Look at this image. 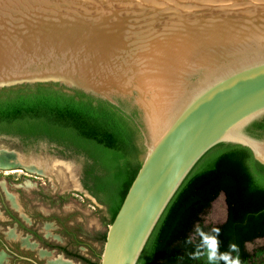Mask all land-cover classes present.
Here are the masks:
<instances>
[{"label":"water","instance_id":"1","mask_svg":"<svg viewBox=\"0 0 264 264\" xmlns=\"http://www.w3.org/2000/svg\"><path fill=\"white\" fill-rule=\"evenodd\" d=\"M37 84L133 119L144 154L99 264H136L206 152L239 145L264 166L248 130L264 118V0H0V90Z\"/></svg>","mask_w":264,"mask_h":264},{"label":"trees","instance_id":"2","mask_svg":"<svg viewBox=\"0 0 264 264\" xmlns=\"http://www.w3.org/2000/svg\"><path fill=\"white\" fill-rule=\"evenodd\" d=\"M248 130L260 136L264 118ZM137 134L133 119L120 108L79 91L43 84L0 90V136L25 144L45 140L82 155V184L106 206L110 223L141 164ZM219 146L226 148L203 167L198 161L180 184L136 264L264 263V245L252 251L246 246L264 239V185L256 179L264 177V166L245 147ZM220 193L225 219L204 224L203 215ZM65 254L97 264L81 254Z\"/></svg>","mask_w":264,"mask_h":264},{"label":"rangeland","instance_id":"3","mask_svg":"<svg viewBox=\"0 0 264 264\" xmlns=\"http://www.w3.org/2000/svg\"><path fill=\"white\" fill-rule=\"evenodd\" d=\"M225 148L210 149L201 157L198 167L207 165ZM1 149L14 150L23 160L38 164L46 162L47 166L26 165L31 170L20 164L11 166L19 163L20 158L15 153H0V166H5L0 168V234L5 244L23 253L30 251L31 257L40 264H57L55 260L59 255L74 264H85L67 256L56 246H65L99 264L110 215L106 206L80 183L83 156L45 140L25 144L10 136H0ZM143 154L144 150L138 153L139 161ZM256 179L264 185L263 176L258 175ZM217 206H220L219 210ZM225 216V199L220 194L203 215V221L214 225L222 222ZM262 245L264 239L246 246L252 251ZM16 264L28 263L19 261Z\"/></svg>","mask_w":264,"mask_h":264},{"label":"flooded vegetation","instance_id":"4","mask_svg":"<svg viewBox=\"0 0 264 264\" xmlns=\"http://www.w3.org/2000/svg\"><path fill=\"white\" fill-rule=\"evenodd\" d=\"M81 180H82V174L80 176V183H81L82 187L84 188ZM0 247H1L0 248V264H16V262H19V261H22V262L28 263V264H34L33 260L36 261L38 264H40L37 259L31 257L30 251H28L27 253H23L21 250L10 248L2 240L1 234H0ZM62 247H63V249H60L59 246H56V248L61 252L65 253V251H67V252H71L72 254H80L79 252H75V251L72 252L71 250H67V248L65 246H62ZM2 252L5 253L4 254L5 256L2 255ZM1 255H2V257H1Z\"/></svg>","mask_w":264,"mask_h":264},{"label":"bare ground","instance_id":"5","mask_svg":"<svg viewBox=\"0 0 264 264\" xmlns=\"http://www.w3.org/2000/svg\"><path fill=\"white\" fill-rule=\"evenodd\" d=\"M10 153H12V152H10ZM16 154V153H15ZM17 155V154H16ZM18 156V155H17ZM19 157V156H18ZM10 160V159H9ZM8 161V160H7ZM39 166V165H38ZM218 210H219V208H220V206H219V208H218V206L216 207ZM56 263L57 264H74V262H72L71 260H69L68 258L66 259V258H64L62 255H59V258H57L56 260ZM76 264V263H75Z\"/></svg>","mask_w":264,"mask_h":264},{"label":"crops","instance_id":"6","mask_svg":"<svg viewBox=\"0 0 264 264\" xmlns=\"http://www.w3.org/2000/svg\"><path fill=\"white\" fill-rule=\"evenodd\" d=\"M73 262V261H72Z\"/></svg>","mask_w":264,"mask_h":264}]
</instances>
